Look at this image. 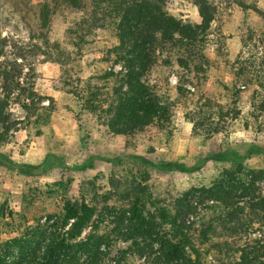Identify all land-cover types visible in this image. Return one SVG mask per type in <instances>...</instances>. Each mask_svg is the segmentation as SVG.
Segmentation results:
<instances>
[{"label":"rangeland","instance_id":"rangeland-1","mask_svg":"<svg viewBox=\"0 0 264 264\" xmlns=\"http://www.w3.org/2000/svg\"><path fill=\"white\" fill-rule=\"evenodd\" d=\"M34 1L38 5L52 0ZM211 1L217 10L214 25L226 36L228 59L227 63L219 59L215 46L208 48L206 57L215 65L209 71L204 95L223 106L227 130L204 140L192 135L186 115L194 106L184 101L179 104L174 75L167 96L174 114L170 134L148 130L121 138L107 132L83 112L80 99L72 92L75 87L82 89L102 67L97 59L116 46L114 33L96 31L80 49L76 48L77 38L71 30L83 14L60 11L49 29V54L35 53L30 49L33 15L19 10L17 3L23 0H0V34L6 40L10 60L14 61L13 54L24 53L23 77L29 66L38 73L35 80H25L32 92V99L26 100L29 109H21V102L12 104V131L7 142L0 144V213L8 209L6 217H0L3 264L21 258L18 241L34 229L38 232L33 239L40 241L44 251L50 235L62 231L66 203L84 199L96 213L80 240L90 237L101 242L94 255H87L88 261L79 256L74 264H165L157 247L130 239L132 224L125 214L129 208L125 186L146 185L157 198L174 199L192 191L193 203H197L206 198H199L201 193L196 189L211 188L217 181L229 179V173H235L237 182L246 181L237 173L234 161L216 158L220 154L245 157L242 170L255 177L252 192L264 195V153L252 152L253 147L264 148V119L258 123L250 119L253 93L264 95V88L238 81L239 68L235 67L240 59L246 77L264 85V0ZM170 7L184 21H201L192 0H173ZM106 67L114 72L122 70L119 65ZM48 158L53 163L43 172ZM210 204L206 201L202 210ZM201 213H207L208 218V212ZM23 264L28 263L25 260Z\"/></svg>","mask_w":264,"mask_h":264},{"label":"trees","instance_id":"trees-1","mask_svg":"<svg viewBox=\"0 0 264 264\" xmlns=\"http://www.w3.org/2000/svg\"><path fill=\"white\" fill-rule=\"evenodd\" d=\"M28 1L17 5L27 16L33 15L29 17L35 24L30 49L35 53L49 54V29L60 11L83 14L71 30L77 38L76 48L80 49L96 31L114 33L116 46L97 59L102 67L94 71L82 89L75 87L72 92L80 99L83 112L107 132L121 138L148 130L170 134L174 114L167 96L172 75L177 78L179 104L184 101L194 106L186 115L192 124V135L210 140L226 132L227 113L223 106L204 95L209 71L215 65L206 57V51L215 46L219 59L226 63L228 59L226 36L214 25L217 10L211 0H192L199 23L175 16L170 7L173 0H52L38 5ZM7 52L6 40L0 34V144L7 142L12 131V104L21 102V109H29L26 100L32 99V92L25 80L38 77L31 66L23 77L27 59L24 53L13 54L11 61ZM109 64L119 65L122 70L109 71ZM236 66L238 81L264 88L252 76L246 77L247 70L244 66L240 69V59ZM250 119L255 123L264 119V95L257 91L253 93ZM255 151L264 153V148L253 147ZM216 158L234 161L237 173L247 182H237L233 179L235 173H229V179L217 181L211 188L196 189L201 193L199 198H206L197 203H193L192 191L174 199L157 198L146 185L126 184L124 197L129 208L125 214L132 224L130 239L157 247L165 264H264V195L252 192L255 177L243 172L245 157L224 153ZM52 163L48 158L43 172ZM237 194L238 200L234 201ZM206 201L212 204L202 210ZM7 210L2 209L1 218L6 217ZM63 211L62 231L55 234V230L50 235L44 251L40 241L33 239L38 231L31 230L23 241H18L21 258L13 264H23L25 260L28 264H74L79 256L87 260V255H94L101 241L80 239L92 223L96 208L84 199L68 201ZM203 211L208 212L207 219ZM8 212L11 216L12 212ZM71 221L70 228L64 231Z\"/></svg>","mask_w":264,"mask_h":264}]
</instances>
